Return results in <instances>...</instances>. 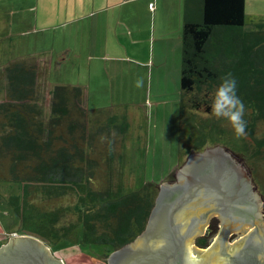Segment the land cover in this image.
<instances>
[{
	"label": "trees",
	"instance_id": "trees-1",
	"mask_svg": "<svg viewBox=\"0 0 264 264\" xmlns=\"http://www.w3.org/2000/svg\"><path fill=\"white\" fill-rule=\"evenodd\" d=\"M246 4L247 0H186L179 141L181 146L189 145L182 156L192 147L200 152L208 143L227 145L226 130L214 118L198 115L214 117L210 94L222 76L232 73L248 126L238 146L230 144L232 139L227 146L251 166L248 170L264 199V176L259 171L260 163L264 165V133L256 134L260 123L264 124V20L251 22L254 27L246 29ZM46 70L37 59L27 58L11 62L4 71L0 183H17L22 188L9 198L21 219L20 233H15L34 232L53 251L51 245L82 225L80 242L105 246L108 257L145 231L159 185L147 183L124 192V162L117 140H122L127 126L116 124V108L90 109L81 85L52 86ZM190 128L196 131L195 138L187 137ZM115 129L117 134L112 136ZM36 197L53 205L73 197L75 203L70 209L42 212L33 202ZM3 198L0 190V201ZM70 213L76 222L60 226L61 215Z\"/></svg>",
	"mask_w": 264,
	"mask_h": 264
},
{
	"label": "rangeland",
	"instance_id": "rangeland-1",
	"mask_svg": "<svg viewBox=\"0 0 264 264\" xmlns=\"http://www.w3.org/2000/svg\"><path fill=\"white\" fill-rule=\"evenodd\" d=\"M264 10V7H262ZM259 7L254 6V2H249L246 20V29L254 27L252 20L258 22V15L262 11ZM34 6L28 11L26 27H18L12 29L13 34L19 32L28 34L27 39L30 42L29 50L31 51L35 40H37L36 20L34 18ZM258 13V14H257ZM261 13L264 14V11ZM257 19H252L253 16ZM264 17V16H263ZM97 22V21H96ZM98 23V22H97ZM40 22L39 28L43 26ZM46 27L51 26V22H47ZM95 24L94 35L92 40L86 38H76L71 41L69 38L62 36V28L60 30L44 29L46 35L51 38L44 42L48 44L50 53H39L38 55L30 54L28 58H35L43 64L48 75L50 85H73L88 89V107L90 109L116 108L118 120L116 124L125 123L127 128L124 134H121L120 142L121 151H119L122 161L124 162V192L138 190L143 188L147 183H155L159 186L170 182L172 175H176L187 163V159L194 154V149L187 154H183L189 145L181 146L180 135V99H181V64L168 65L170 72L159 70V68H142L133 70L122 69L118 71L117 67H124L125 64L115 65L98 61L96 56H102L100 33ZM38 32V31H37ZM43 34V33H42ZM59 35V37H58ZM85 37V36H84ZM4 35L0 34V46H3ZM17 38V37H16ZM4 40H6L4 38ZM57 43L59 44L58 46ZM47 48V47H46ZM69 49H72L69 51ZM102 52V53H101ZM3 56V55H2ZM90 57H95L90 61ZM89 64L91 66H89ZM105 65L106 70L101 69ZM150 70L152 73L150 74ZM132 74H131V73ZM116 74V75H114ZM122 77V78H121ZM129 77V78H128ZM118 79L121 82L126 81L123 85H118ZM137 79H142L143 87L136 88L134 86ZM132 90L133 93H126ZM214 116V115H213ZM199 118L209 120L214 118L219 126L226 130L230 142L234 146H238L241 138H237L230 123L215 116L200 114ZM210 117V118H209ZM187 128L189 126H186ZM98 128L94 130L97 131ZM188 129L187 137L195 138L196 131L192 128ZM256 134L264 133V124L260 123L256 130ZM114 135L117 130H113ZM106 134L104 135L105 138ZM118 136V135H117ZM106 139V138H105ZM226 142V141H225ZM224 142V143H225ZM241 143V142H240ZM189 144V143H188ZM227 145H212L208 143L205 149L222 146L228 153L236 152ZM231 146V145H230ZM232 147V146H231ZM200 151V152H202ZM239 161L240 155L236 154ZM96 158V157H95ZM97 159V158H96ZM101 160V157H98ZM243 161V160H242ZM241 161V162H242ZM103 165V159L100 161ZM242 164L250 169L251 166L245 161ZM260 170L264 176V165L260 163ZM104 174L106 173L104 165L102 167ZM123 171V169H122ZM171 178L169 179V176ZM253 178V177H252ZM175 180V178H173ZM253 184L258 189L257 196L262 197L261 189L257 186L253 179ZM0 190L4 198L0 201V247L5 245L10 238L18 232L21 225V219L14 213L9 204L11 195H19L22 192L20 184L17 183H0ZM43 199V198H42ZM36 197L33 202L38 210L51 211L54 208L70 209L74 206L75 199L73 197L66 198L64 203H56L54 205ZM263 199V197H262ZM264 200V199H263ZM263 204V202H261ZM69 207V208H68ZM37 214V213H36ZM37 218H41L37 214ZM75 221V216L61 215L59 225H67ZM83 226L80 225L76 231L72 232L67 238L62 236L57 244H53L52 249L56 256L64 261L65 264H107L108 257H105V246L90 245L80 242L82 237ZM15 233V234H14ZM20 233V231L18 232ZM21 235V234H18ZM30 235L42 238L38 234L32 232ZM108 254V253H106Z\"/></svg>",
	"mask_w": 264,
	"mask_h": 264
},
{
	"label": "water",
	"instance_id": "water-1",
	"mask_svg": "<svg viewBox=\"0 0 264 264\" xmlns=\"http://www.w3.org/2000/svg\"><path fill=\"white\" fill-rule=\"evenodd\" d=\"M246 169L222 146L194 153L175 175L178 183L159 186L145 231L133 243L112 252L108 264H189L186 257H190V264H264V229L257 225L251 226L249 237L224 258L217 250L195 247L194 242L203 230L197 218L215 201L224 208L234 204L236 208L246 187L261 207L263 200L253 190L255 184ZM230 234L226 230L224 235ZM237 252L241 254L236 259ZM0 264L65 263L41 239L15 234L0 247Z\"/></svg>",
	"mask_w": 264,
	"mask_h": 264
},
{
	"label": "crops",
	"instance_id": "crops-1",
	"mask_svg": "<svg viewBox=\"0 0 264 264\" xmlns=\"http://www.w3.org/2000/svg\"><path fill=\"white\" fill-rule=\"evenodd\" d=\"M250 1L261 10L264 7V0H247V11ZM33 6L38 39L30 51L28 34H13L12 29L26 27L28 11ZM185 10L186 0H0V34L6 39L3 38V46H0V101L5 99V67L13 61L27 59L30 54L50 53V46L44 43L51 38L45 34L47 28H62V36L71 41L87 38L90 42L97 24L101 51L105 53L90 57V61L95 58L107 64L124 63V67H117L116 74L122 69L133 72L139 67L170 72L168 65L178 66L182 60ZM261 12L258 20H264ZM40 22L44 24L41 28ZM47 22H51V26L46 27ZM101 69L107 72L105 65ZM125 82L118 79V85Z\"/></svg>",
	"mask_w": 264,
	"mask_h": 264
},
{
	"label": "flooded vegetation",
	"instance_id": "flooded-vegetation-1",
	"mask_svg": "<svg viewBox=\"0 0 264 264\" xmlns=\"http://www.w3.org/2000/svg\"><path fill=\"white\" fill-rule=\"evenodd\" d=\"M194 153H197V151H194ZM170 180L172 182L170 184L179 182V178L175 175H172ZM253 190L258 192L256 185ZM250 191V188L244 187L242 199L238 200L240 204L236 208L235 204L232 208H224L223 205L219 206L215 201L213 207L200 213V217L196 221L198 225L202 226L203 230L200 234L198 233L199 235L194 240L197 245L195 247L199 249L207 248L206 251L208 252L217 250L218 256L224 258L233 252L245 240V237H249L251 231H253L251 226L257 225L258 229H264V200L261 196H258L261 201L263 200V204L259 207L260 202H257ZM226 230L231 232L229 237L224 235ZM239 254L241 253L236 255V259L240 256Z\"/></svg>",
	"mask_w": 264,
	"mask_h": 264
},
{
	"label": "clouds",
	"instance_id": "clouds-1",
	"mask_svg": "<svg viewBox=\"0 0 264 264\" xmlns=\"http://www.w3.org/2000/svg\"><path fill=\"white\" fill-rule=\"evenodd\" d=\"M134 86L143 87L142 79H137ZM210 101L212 115L218 119L227 120L237 138L247 135L248 122L244 118L245 104L238 95L237 80L232 73H227L220 78L219 85L210 94ZM186 261L190 264V257H186Z\"/></svg>",
	"mask_w": 264,
	"mask_h": 264
},
{
	"label": "built area",
	"instance_id": "built-area-1",
	"mask_svg": "<svg viewBox=\"0 0 264 264\" xmlns=\"http://www.w3.org/2000/svg\"><path fill=\"white\" fill-rule=\"evenodd\" d=\"M153 6H154V5L152 4V5H151V8H152Z\"/></svg>",
	"mask_w": 264,
	"mask_h": 264
}]
</instances>
